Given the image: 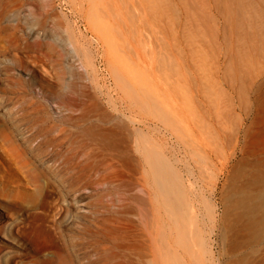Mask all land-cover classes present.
Masks as SVG:
<instances>
[{
    "label": "rangeland",
    "instance_id": "1",
    "mask_svg": "<svg viewBox=\"0 0 264 264\" xmlns=\"http://www.w3.org/2000/svg\"><path fill=\"white\" fill-rule=\"evenodd\" d=\"M156 3L154 35L90 0H0V264H264V0ZM145 139L184 230L139 206Z\"/></svg>",
    "mask_w": 264,
    "mask_h": 264
},
{
    "label": "bare ground",
    "instance_id": "2",
    "mask_svg": "<svg viewBox=\"0 0 264 264\" xmlns=\"http://www.w3.org/2000/svg\"><path fill=\"white\" fill-rule=\"evenodd\" d=\"M123 2L124 1L122 0V4ZM137 2L136 8L138 12L135 14V17L130 16V13L128 16L127 10H123L120 0H90V8L95 11L94 14H96V16L101 17L103 15L104 17L105 14L108 16H115V20L119 19V21L116 22L118 28H121L122 25L126 27L127 30H130L132 26H135L136 28H152L150 23L153 24V27L154 25L157 26L158 24L154 23L157 16V0H138ZM124 7L126 6L124 5ZM150 19H153V21L151 22ZM119 22L122 23L119 24ZM153 30L154 32L151 31L152 34L156 35L155 27ZM148 32H150V30ZM145 33L146 32H144V34ZM147 36L146 38L150 40L151 36L149 38V33ZM142 37L143 36H141V38ZM163 48L164 47L162 46L159 48L158 45L157 50L162 49L161 51L163 52ZM148 50H150V48ZM161 51H159L157 56L154 49L149 51L151 53V68L157 71L166 69V59L161 55ZM146 139L145 144L148 143L146 142ZM136 150V160H138L140 168V176H138L135 181V184L139 186L136 199L140 208L145 211V215L148 218V221H150L155 216L156 202H161L166 209L174 215L176 222L180 223L184 230L187 213L184 209L186 196L182 175L170 163V161H168V159H166L159 151L153 149L151 142L142 145L141 148L138 146ZM90 164H93V162Z\"/></svg>",
    "mask_w": 264,
    "mask_h": 264
}]
</instances>
